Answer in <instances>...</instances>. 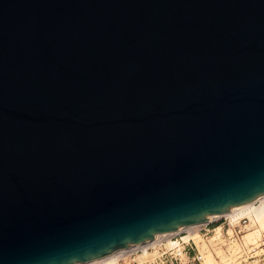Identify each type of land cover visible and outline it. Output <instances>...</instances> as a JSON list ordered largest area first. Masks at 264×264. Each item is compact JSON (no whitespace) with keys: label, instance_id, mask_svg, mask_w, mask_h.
Here are the masks:
<instances>
[{"label":"water","instance_id":"95a60500","mask_svg":"<svg viewBox=\"0 0 264 264\" xmlns=\"http://www.w3.org/2000/svg\"><path fill=\"white\" fill-rule=\"evenodd\" d=\"M262 196L264 0H0V264Z\"/></svg>","mask_w":264,"mask_h":264},{"label":"built area","instance_id":"2783aa9c","mask_svg":"<svg viewBox=\"0 0 264 264\" xmlns=\"http://www.w3.org/2000/svg\"><path fill=\"white\" fill-rule=\"evenodd\" d=\"M211 224L213 232L216 227H220V235L213 240V248L209 246L211 238L207 236ZM248 224V218L232 221L230 217L221 215L199 227L195 238L182 239L187 234L183 230L181 236L155 238L93 264H205L207 253L213 258L214 264H234L244 255L242 237ZM218 248H221L223 255L217 253ZM263 254L259 253V257ZM261 260L264 262V257Z\"/></svg>","mask_w":264,"mask_h":264},{"label":"bare ground","instance_id":"6f19581e","mask_svg":"<svg viewBox=\"0 0 264 264\" xmlns=\"http://www.w3.org/2000/svg\"><path fill=\"white\" fill-rule=\"evenodd\" d=\"M221 215H225L227 217H230V219L232 221H235V220L240 219V218H248L249 219V224L246 226L247 229H248V227H250L249 225L252 222H256V224H257L256 229H254L255 228L254 227L253 228L254 230H248L247 233H246L247 230L244 232L243 237H242L243 245H245V241H244L245 233H246L245 240H247V241L249 240V241H251V243L254 241L255 238L256 239L259 238V239L255 240L256 242H253L251 244L252 245V249H256L260 245L264 244V240L261 242V244H257L258 241L262 240V238H260V236L264 235V196H262V197L254 199V200H252V201H250L248 203H245L243 205H239L237 207H234L231 210L225 211V212H223L221 214H217V215H215L212 218L205 219V220H200V221L191 223V224H189V225H187L185 227H182V228H180V229H178L176 231H173L171 233H166V234H163V235H160V236L153 237V238L148 239L146 241L140 242V243L135 244V245H131V246H127V247H123V248L114 250V251H112L111 253H109V254H107L105 256H102L100 258L87 261V262L82 263V264H93V263L101 261V260H103L105 258L118 255L119 253H121L122 251H124L126 249H130V248H133V247H136V246H139V245H143V243L145 244L148 241H151V240H153L155 238L169 237V236H181L180 232L183 231V230L187 231V234L185 236H182V239H187L189 237H194L195 238V237H197V234H198L197 230H198L199 227H201L202 225H204L206 222L210 221L211 219H215V218H217V217H219ZM250 228H252V227H250ZM216 232L220 234V227H216L215 228L214 235H215ZM213 239H212V236H211V240H213ZM233 246L238 247V245H236V244H234ZM262 249H264V248H262ZM208 255H209V253H207V255L205 256V264H213L211 256H208ZM207 256H208V259H207Z\"/></svg>","mask_w":264,"mask_h":264},{"label":"rangeland","instance_id":"374dc122","mask_svg":"<svg viewBox=\"0 0 264 264\" xmlns=\"http://www.w3.org/2000/svg\"><path fill=\"white\" fill-rule=\"evenodd\" d=\"M252 223L249 225L252 228L248 227L247 231L245 230L246 233L248 232V230H254V229H256V227H257L256 222H252ZM212 226H213V224H211L208 227L209 228V231H208V235L207 236L209 238H211V236H212V239L213 238L216 239V238L219 237L220 234L216 232L215 235H214V232L212 231ZM246 233H245V235H246ZM245 235H244V241H245V245L246 246L243 245L244 255H243V257L241 259H239L238 261H236V263H234V264H264V262L261 260L264 257V254L259 257V253H263L264 252V249H262V248H264V244L260 245L259 247H257L255 249V251H253L251 244L253 242H256L255 240H257L259 238H257V239L255 238L254 241L251 243V241L245 240V238H246ZM260 238H262V240L258 241L257 244H261V242L264 240V235L260 236ZM213 240L210 239V241H209V246H212V248H213V245L215 244ZM229 249H232V247H230ZM217 253L223 255V252L221 251V248H218L217 249ZM208 256H211V255L209 254ZM208 256H207V259H208ZM212 262H213V258H212ZM213 264H214V262H213Z\"/></svg>","mask_w":264,"mask_h":264}]
</instances>
